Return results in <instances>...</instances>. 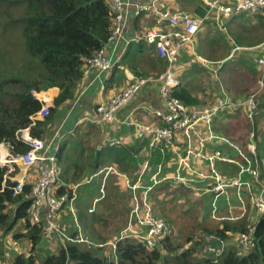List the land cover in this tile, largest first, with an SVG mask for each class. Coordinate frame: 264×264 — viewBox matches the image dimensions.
Listing matches in <instances>:
<instances>
[{
    "label": "trees",
    "instance_id": "obj_1",
    "mask_svg": "<svg viewBox=\"0 0 264 264\" xmlns=\"http://www.w3.org/2000/svg\"><path fill=\"white\" fill-rule=\"evenodd\" d=\"M167 1L169 2V0ZM185 1L187 2L185 5L189 6V0ZM23 3L24 10L18 17L20 31L24 39L25 49L30 57L38 62L40 67L37 66L34 73L29 72L34 66L24 69L27 71L25 75H33V78L29 80L25 76H7L2 71L0 64V142L10 143L11 151L13 152H25L29 149L27 143L18 139L16 131L28 126L31 122L30 115L41 107V102L32 94L31 90L33 88L43 90L54 86L59 87L61 91L54 99L55 106L50 107L51 116L54 117V115H57V112H59L58 107L64 104L67 99L75 96V89L83 78L84 66L87 59L91 58L108 41L113 16L107 0H24ZM185 9L183 10L190 13V15L205 17L203 25L194 35L193 42L185 45L186 48L191 46V49H194L196 52L203 50V53L214 55L212 52L205 50L210 49V46L214 43L228 41L230 45L235 46L240 43L261 42L264 40V11H234L229 16L221 14L220 23L226 27V29H223L217 22L215 11H210L209 13L210 6L203 1L200 4H196V11L188 7H185ZM140 16L141 14L136 17L140 19ZM241 18H247L249 23H240L239 20ZM150 19L155 20L153 14H150ZM234 26H241V31H235ZM142 41H136L130 44L136 43L133 51L129 55L136 57L135 63L146 56L147 58L152 57V50L148 53L144 51V44H146L144 41L146 42V40L143 39ZM261 50L262 48H257L256 50L249 48L237 49L226 60H212L210 59L211 57H205L212 62H203L200 58H192L182 63L180 68L193 70L195 74L192 76L193 79L200 77L206 69L212 70L217 79V91L218 88L226 85L231 86L229 85L230 83H237L239 81L237 80L239 77L238 74L244 75L245 84L243 90H249L250 93H253L259 89L257 80L262 74L261 68L255 64L253 57L255 51ZM2 56L3 51L0 48V57ZM230 61H233V66L225 68L229 65ZM135 63L133 65H136ZM243 66L247 67L246 72H243ZM177 68L179 70V67ZM222 71L223 82L218 77ZM54 91L55 89L45 92L48 94L49 100H51L50 97H52ZM173 93L186 104L191 106L195 105L196 107L212 106L219 98L218 92L215 98L204 105L200 103L205 102L201 99V93L191 91L185 84L174 87ZM196 93H199V96L195 95ZM257 94L258 108L252 119L248 117L246 118L247 121L243 122L239 117L248 111L246 105L242 102H232L224 111L217 113L218 119L227 115L231 117H228L226 119L227 122L220 125L215 120L214 134L216 136L212 137V139L207 137L204 140V142L206 141L205 148L212 150V152L217 149H221L222 152L225 150L227 154L241 161L242 164H247V160L242 152L251 159L254 165L256 164V159L263 157L264 102L261 101L264 98V88L260 91L258 90ZM41 95L43 96L44 92ZM242 98L239 100L242 101ZM233 99L234 101L236 100L235 98ZM137 105L140 104L131 102L123 109H127L128 107L134 108ZM97 106L91 114L96 112ZM132 114L134 117L140 119L138 117V110ZM232 116H235L234 122L231 121ZM47 121H49V117ZM86 121L94 125L93 122ZM100 123L102 122L95 124ZM227 123L233 126V131L229 132ZM47 124L48 122L39 121L36 125H32L30 127L31 134L45 137L49 131ZM158 124L165 125V122L160 119ZM204 129L205 126L203 125L201 132ZM215 129H221V131L217 133ZM178 133L179 131L175 130V137ZM252 133L253 136L251 135ZM214 138L231 140L238 147L226 146V144L219 147V142L214 141ZM85 139L87 138L85 137ZM198 139L195 141L197 145H200ZM151 141L152 137L146 136L145 138L137 139L132 144L123 142L119 145H111L109 142H104L102 149L97 154L93 143L88 142L85 145L83 140H80L78 143V148L81 149L79 154L77 156H71V163L64 170L61 168L57 192L59 194L67 192L69 198L73 197L74 193L71 186L76 184L80 179L85 178L87 176L86 174L90 173V171H86L87 167L84 166L86 162L84 164L81 163L82 159H92L94 163L93 165L90 163V166L93 173L105 167L104 165V167L99 169L98 164L100 162L111 163L114 166V170L110 173L116 177L115 185H124L127 179L126 176H128L127 173L132 177L131 182L135 183L146 164L147 166L148 164L160 166L162 171L158 173V180L160 182L159 186L161 187L160 193L162 194V200H168V198H165L166 191L171 195L168 197L174 196L172 191L173 187L169 186V183L166 182L169 180L181 182L180 189L188 192L186 184H182L184 182L175 177L177 174V159L173 158L174 150L172 146L174 145V141L168 143L166 141H158L154 145L150 144ZM251 143L255 144L256 153L249 148V144ZM176 144L182 148L187 144V139L180 136ZM67 146L68 140H64L59 154L60 158H64L66 161L69 160L68 156L65 155ZM239 146L246 150H242ZM67 150L69 149L67 148ZM143 150L146 151L139 160L138 155ZM181 153L185 155L186 149H182ZM172 161L174 164L170 166L169 162ZM111 164H108V166ZM207 164L208 174H212L213 171L209 161ZM199 167L200 164L197 168ZM200 168H203V166ZM214 168L218 170L220 175L230 177L237 175L241 166L235 162H226L222 159L215 158ZM67 169L70 170L67 171ZM260 169H263L262 175L264 176V168L261 166ZM5 172L6 167L0 165V264H2V258L5 256L4 249L6 247L11 248L9 245L19 244L22 240L29 243L30 251L24 252L19 250L12 264H161L160 262L163 260V264H264V214H258L257 212L258 217L250 220L248 217L249 213L246 212L237 219L228 218L225 221H216L213 227L204 226L202 228L204 234L200 238H196L193 241L194 234H190L187 239V242L191 241L189 246L185 247L178 243L177 247H175L171 239L172 225L170 220L166 216V218L163 217L164 214H156L153 204V212L157 216L163 217L168 224L166 235L162 239H159L155 246H149L146 240L136 236L119 239L118 232L113 236L114 240L109 241H117L115 254L117 259L109 257L111 247L109 253L105 249L102 250L104 247L101 243L106 238L97 239L95 237L94 240L96 242H93L96 244V247L94 248L92 246L82 245L85 242L68 241L66 248L59 244L56 249L52 250L39 261L36 255L37 246L42 242H47L53 246L54 242L45 238L42 226L33 223L28 215L27 208L31 202L29 197L31 185L29 183L25 184L21 192L14 194L12 186L15 184V181L8 179L6 185L3 186ZM185 175L190 176L191 174L190 172H186ZM197 178L198 184L196 190H203L204 184L200 183L201 178L205 179L207 177L198 176ZM107 179L109 178L107 177L105 179L106 182ZM210 180L212 181L209 184L211 188L215 180L212 178ZM109 182L108 180V185ZM150 183L154 187L158 182H156L155 178H151ZM257 185L260 187L259 184ZM191 192H193L190 197L192 202L198 203L201 201L203 195L198 196L193 190ZM243 193H247V190L244 189ZM212 194L215 196V193L212 192ZM110 195L113 194L110 192ZM149 195H151V190ZM79 199H81L78 203L79 217L80 219H86L88 217V201L91 203L92 198L87 201L86 198L79 195ZM217 200L219 201V199ZM230 201L231 199L225 200V203ZM246 202V206L250 207V212L254 211L251 209L254 205L250 199L247 198ZM209 206L210 213L213 209L212 202ZM221 208L224 207L222 206ZM101 214L102 212L100 211L97 214L94 213V218L97 219ZM216 214L231 215L233 212L227 207L225 214H221L219 211H216ZM17 223L22 224L21 229L16 228ZM250 226H254L253 243L243 248L237 240L233 241V234L237 232H249ZM195 235H197V232ZM207 235H212L211 239H208ZM222 240H224V246L221 250L210 251L208 249L209 245L219 248ZM179 250L180 252L183 251L180 255L178 254Z\"/></svg>",
    "mask_w": 264,
    "mask_h": 264
},
{
    "label": "built area",
    "instance_id": "obj_2",
    "mask_svg": "<svg viewBox=\"0 0 264 264\" xmlns=\"http://www.w3.org/2000/svg\"><path fill=\"white\" fill-rule=\"evenodd\" d=\"M203 1L210 6L209 13L210 11H215L217 22L223 29H226V27L220 23L221 14L229 16L234 11H264V0ZM107 3L113 13L111 33L106 44L96 51L91 58L87 59L84 67V74L87 75L90 68H95L99 72L112 71L119 65L117 62L124 55L119 54L114 59L113 56L116 49L121 44L123 48H127L132 42L143 39L149 44L154 45L158 56L166 60L167 66L162 72L157 74L143 72L136 74L130 73V75H128V82L122 88L110 96L107 101L99 103L93 115L83 116L82 119H89L102 123L117 120L118 112L123 110V108L132 101L142 86L149 82H159V95L161 102L164 104V109H149L153 110V114H155L156 117L164 120L165 125L152 124L141 121L136 117L133 118L131 112L128 111L129 114L127 113L128 115L124 117L125 123L132 129L134 139L151 136V145H154L158 141L171 142L175 137V130H177L187 135L188 143L191 145V140H193L194 137H196V139L199 138V143L203 144L207 137L212 138L216 136L211 134V131L205 133V129L201 132V127L207 125L210 130V122L213 117L219 111H224L227 106L232 103L230 97H220L212 106L196 107L186 104L173 93V88L179 83L177 67L181 61V50L185 45L193 42L194 35L203 25L205 17L190 15V13L181 8L173 9L170 7L167 0H107ZM127 6L133 7V15L135 17L143 13L153 14L155 17L153 24L145 27L141 31L135 32L130 37L125 36L127 21L125 9ZM110 40L114 42L112 52L106 47ZM240 46L242 45L233 47L225 59H229ZM244 48L254 50L262 48L261 51H255L253 57L255 64L262 70V74L257 80L259 84L258 90L260 91L264 88V41L245 46ZM192 55L194 58H200L203 62L211 61L198 53ZM84 86L85 88L87 87L86 82ZM48 90L49 89L32 90V94L41 102V107L30 115L31 122L28 126L16 131L18 139L27 143L29 149L25 152H13L11 151L10 143L4 141L0 142V150L2 151L3 157V159L0 160V165L6 167L3 186L6 185L8 179L15 181V184L12 186L14 194L21 192L25 184L29 183L31 185L29 192L31 202L27 208L29 217L33 223L42 226L45 238L49 241L59 243L66 248L69 240L73 242H83L84 238L82 234L77 237L75 233L74 236L67 233L63 221L60 219L65 206L69 204L70 200L72 205H74V200L76 199L75 192L72 198L68 197L67 192L60 194L57 192L61 174L59 157V149L61 147L60 136H56L57 131L48 138L35 136L30 132V127L36 125L37 122H48L47 119L50 115L51 104L45 96L41 95V93L47 92ZM257 91L251 93V95L242 102L246 105L248 110L246 118L249 117L252 119L256 113L258 108ZM251 135L253 136V133ZM123 141L124 137L116 136L111 139L109 143L111 145H119L123 143ZM249 148L256 153L254 143L249 144ZM242 154L246 158L247 164L241 163L238 174L230 177L220 175L218 170L214 168V160L218 158L233 162L234 160L232 157H229L230 159H225L227 155L222 154L218 149L212 154L203 155L212 167L213 172L210 174V177L215 180L214 185L210 188V191L215 193L213 202L225 192L224 187H232L236 188L239 199H241V196L250 199L254 207H256L258 214H264V176L262 175L263 169H260L261 166L264 168V155L261 159H256V164L254 165L251 159L246 157L247 155H245V153L242 152ZM183 157L187 158V160H183L184 163H186L189 157L188 155H184ZM15 167L20 170V176L15 175L17 173ZM108 168H110V170L112 169L111 166ZM240 172L243 173L241 174ZM106 175L107 173H105L104 177ZM175 177L182 182L184 181L179 172H177ZM202 177H207V175ZM257 184H259L260 187ZM244 189L247 190V193H243ZM217 195L219 196L216 197ZM140 198H142V196H140ZM226 199L228 200L229 198ZM142 209L145 210L141 212V207L136 204V208L131 214L128 225L119 232V239L136 236L146 240L148 245L153 247L159 239H162L166 235L168 224L163 217L152 213L150 208L143 206ZM90 211H93V209H90ZM231 215L232 217L230 219H237L234 214ZM241 216L242 215H240V217ZM134 226L138 227L135 228ZM238 235L239 236L236 235V239L240 246H243V248L250 246L253 243L254 226L249 227V232H242ZM211 236L212 235H209V237L207 236L208 239H211ZM110 244L113 245L112 249L114 252L113 254H109V257L117 259L115 255L117 241H111ZM210 246L213 245H209L208 248ZM223 246L224 245L221 244L219 248L216 246L210 247V250H221Z\"/></svg>",
    "mask_w": 264,
    "mask_h": 264
},
{
    "label": "rangeland",
    "instance_id": "obj_3",
    "mask_svg": "<svg viewBox=\"0 0 264 264\" xmlns=\"http://www.w3.org/2000/svg\"><path fill=\"white\" fill-rule=\"evenodd\" d=\"M24 0H0V48L3 51V56L0 57V64L2 71L7 76H25L26 79H32L33 75L27 74V71L24 70L28 67H33L32 70L29 72L34 73L36 70V67L39 66L38 62L30 57L27 50L24 46V39L22 36V33L20 31V22L18 20V17L22 14L24 10ZM240 23L247 24L249 23L247 18H241ZM241 26H234V30L239 32L241 31ZM254 33H256L254 31ZM253 35V34H251ZM248 35V36H251ZM231 47H229L230 49ZM200 53V51H199ZM221 55V54H218ZM244 65V64H243ZM233 66V61H230L229 65L225 68H229ZM40 67V66H39ZM42 67V66H41ZM42 69V68H41ZM224 70V69H223ZM243 72L247 70L246 66L242 67ZM36 74V73H35ZM237 82L238 85L244 86L245 80L244 75L238 74ZM219 79L223 82V71L219 74ZM190 87L198 92L201 93V99L205 102H200L205 105V103H209L208 101L215 98L217 92V79L214 76V72L212 70H204L200 77L194 78V81L191 82ZM225 88V87H224ZM233 91H236L237 88L235 86H232ZM35 89V88H33ZM32 89V90H33ZM226 89V88H225ZM31 90V92H32ZM38 90V89H35ZM44 90V89H43ZM239 91V90H238ZM253 91V89H252ZM239 95H243L242 92L239 91ZM245 94V93H244ZM246 95V94H245ZM261 102H264V98ZM205 107V106H202ZM123 113V112H118ZM129 112H125V116H127ZM132 117L133 114L131 113ZM231 117L229 115L223 116L221 118L216 119L217 124H223L227 122V118ZM235 116H232V122L235 121ZM242 121H247L244 114L242 116H239ZM52 116L50 114L49 121H51ZM239 119V120H241ZM88 121L83 120L80 122L75 131L72 135H70V139L68 140V146L66 147V153L65 155L68 156L69 160L66 161L64 158H60V165L62 170H64L70 163H71V156H77L80 152L79 147V141L83 140L84 144L90 142L93 143L95 146V149L100 150L102 147H100L101 141L98 139H93V133H100L104 124H94L91 125L90 123H87ZM229 126V132L233 131L234 128L230 123H227ZM80 126V127H79ZM53 130V129H52ZM215 131H221V129H215ZM87 132V133H86ZM51 133V132H50ZM47 134V135H50ZM86 133V134H85ZM192 134V133H190ZM219 135V134H218ZM85 137L87 139H85ZM202 139V138H201ZM219 142V147H222L226 144V146H235L238 147L237 144L231 140H220L215 139L214 141ZM194 140H191V145L187 144L184 145V147H179L177 145H173V158L177 159V172L180 173L181 177H183L182 184H187L186 189L188 191H195V194L198 196L203 195L200 189H197V177L198 176H205L207 175L206 180H210V174H208V169L205 167L200 168L202 165L200 162L202 161V164L205 165L207 162L204 160V156H199V160L196 157V151L195 148L197 145V142H193ZM203 141V139H202ZM85 144V145H86ZM172 145V144H171ZM240 147V146H239ZM67 148L69 150H67ZM242 150H246L243 147H240ZM182 149H186V154L189 157V160L184 163L183 160H187L186 157H183L184 155L181 153ZM221 151V149H218ZM224 150V149H223ZM146 150H143L138 156L139 160L143 156L144 152ZM222 154H226L227 157L225 159H230L231 155L227 154V152L224 150V152L221 151ZM88 154V153H86ZM248 157V156H246ZM203 159V160H202ZM236 164L240 165L242 162L232 158ZM84 166L87 167L86 171H90L89 174H86L85 178L80 179L76 184L71 186V189L73 193L75 192L76 199L74 200V205H72V202L70 200L69 204H67L64 208L63 213L60 216V219L63 221L65 230L67 233L72 234L75 233L77 237L80 236V234L83 235L85 243L82 245L84 246H92V248L96 247V242L94 239L95 237L97 239L106 238L103 239L104 241L101 243L103 245V249H105L106 252H110V247H113L112 244L108 243L110 240H114L113 236L117 234L127 223V219L129 217V214H132L133 210L136 208V204H138L141 207V212H143L145 209H142L143 206L146 208H150V210L155 213H161L162 211L164 215L170 220L172 225V231H171V239L174 242V246L177 247V244L180 243L183 246H189L191 244L190 242H187L188 237L190 234H194V239L200 238L203 236L204 231L202 228L204 226L206 227H213L216 224V221L221 222L222 220H227L228 218H231L232 215H217L216 211H219L221 214L226 213V209L233 212L235 215V218H240V215H244L246 212L249 213V218L256 219L258 217L256 207H252L251 209L254 210L250 212V207L245 206L246 197L241 196V199H238L235 205H233L234 202H228L225 203L226 198H230L231 195V189L235 190L236 188L232 187H224L225 192L221 194V197L219 198V201L212 202L213 211L209 213L210 206L207 204V199L201 200L198 203H194L190 200L191 193L180 189L173 192L175 196H171L166 191V197L168 200L164 201L161 198L160 189L161 187L160 182L158 180V172L162 171V168L155 165L147 164L145 165V168L143 171L139 174L138 180L133 183L131 182V176L129 173L127 175L128 177L126 179V183L124 185H115V179L116 177L114 175H109L110 181L109 185L105 181L106 176L103 175L105 173H110V166H108L109 163H103L100 162L98 165H101L103 167L104 165L107 167H104L101 169V171H98L96 173H93L91 170L90 163L93 165L92 159L86 160L82 159L81 163L84 164ZM226 162H232V161H226ZM107 164V165H106ZM174 162H169V165L172 166ZM200 164V167L197 168V166ZM16 169V170H15ZM15 171L17 172L15 175L20 176V170L15 167ZM199 169V171H198ZM70 169H67V171ZM160 171V172H161ZM190 172V176H186L185 173ZM241 174L243 172H240ZM149 175V179L155 178L156 183L153 187L151 183L147 181L146 175ZM152 175V176H151ZM145 176V177H144ZM151 176V177H150ZM209 177V178H208ZM204 178H201L202 180H205ZM124 180V179H123ZM135 186V187H134ZM138 186V187H137ZM109 187V188H108ZM151 190V195H149V192ZM97 192V194H96ZM100 192V193H99ZM110 192L113 195H110ZM81 193V194H79ZM94 194L96 198L92 201V204L88 201L87 196L89 194ZM140 194H142V198H140ZM79 195L86 198L88 201V208L87 209V215L86 219L79 217V208L78 203L81 199H79ZM211 195V194H209ZM217 195L216 197H218ZM97 199L100 200L98 203L95 201ZM152 200V201H151ZM86 202V201H85ZM97 202V203H96ZM85 206V205H84ZM224 208H221V207ZM90 209H93V211H90ZM160 210V211H159ZM102 212L100 217H97V219L94 218V213ZM154 213V214H155ZM162 214V213H161ZM206 214H208L206 216ZM17 229L22 228L21 223L16 224ZM197 232V235L195 233ZM239 232L233 234V241L237 240L236 235H238ZM209 237V235H207ZM8 240V239H7ZM94 241V242H93ZM19 242V241H18ZM53 242V241H52ZM187 242V244H186ZM222 245H224V240L221 241ZM244 244V243H243ZM59 244L54 242L53 246L51 244H48L47 242H42L37 246L36 255L37 259L40 261L42 260L47 254H49L52 250L56 249V247ZM11 248L6 247L5 250V256L2 258V264H12L15 255L18 253L19 250L21 251H30V245L29 243L24 242V240L19 242V244L16 245H9ZM214 247V246H210ZM210 247L208 248L210 250ZM51 249V250H50ZM57 251V250H56ZM211 251V250H210ZM183 252V251H182ZM182 252L180 250L178 251V254L180 255ZM28 254V253H27ZM161 264L164 263V260L160 262Z\"/></svg>",
    "mask_w": 264,
    "mask_h": 264
},
{
    "label": "crops",
    "instance_id": "obj_4",
    "mask_svg": "<svg viewBox=\"0 0 264 264\" xmlns=\"http://www.w3.org/2000/svg\"><path fill=\"white\" fill-rule=\"evenodd\" d=\"M202 1L203 0H189V2H188L189 6H186L185 3H187V2L185 0H169V5L173 9H175V8L185 9V7H188V8L193 9L194 11H196V4H200V3H202ZM125 17L127 19L126 26H125V36H127V37L132 36L135 32L143 30L147 26H151L154 22V20L150 19V14H148V13L141 15L140 19H139V17L138 18L135 17L133 15V7L132 6H127V8L125 9ZM140 41H142V40H140ZM263 41H261V42H263ZM144 43H146V44H144V51L145 52L148 53L150 50H152V57L151 58H147V56H146V57L140 59L137 63H135L136 57L129 56V55L133 51V48H134L136 43L130 45L127 48H123V45L121 44L116 49L113 58L115 59L119 54H121V55L124 54V55L122 56V58H120L118 60L117 63L119 65L116 66L112 71L99 72L95 68H90L88 74L87 75L84 74L83 78L78 83V85L75 89V96L73 98L67 99L64 104L60 105V107H58V111H59V112H57L58 114L54 115V117H52L51 121H48L47 125H48L49 131L47 134H49L50 132L51 133H50V135H46L45 138L50 137L51 135H53L57 131L56 136H58V137L60 136V144L61 145H62V142L64 140L70 139V135L73 134V132L75 131V129L77 127L76 126L77 120L81 116L83 117L86 115H93L91 113L95 110L97 104L101 103L102 101H107L110 98V96H112L116 91H118L120 88H122L128 82V75H130V73L136 74L139 72H141V73L143 72V73L155 74V73L162 72L167 66L166 60H163L158 56L154 45L149 44L147 41L146 42L144 41ZM257 43H260V42L240 43V44H236L235 46L242 45L239 47V49H241V48L243 49L245 46H250L253 44H257ZM113 46H114V42L112 40H110L109 43L106 45V47L108 48V50L110 52H112ZM235 46L230 45V43L228 41L223 42V43H214L210 46V49H205L208 52H212L214 55H211L208 53H203V50L200 51V53L198 51L196 52L194 49L193 50L191 49V46H189L188 48L184 47L181 50V58H180L181 61L179 62V66H178L179 67V70H178L179 83L177 85L185 84L191 91L198 92V91H195L194 89H192L190 87L191 82L194 81V79L192 78V76L195 75L193 73V70H191L189 68L188 69L187 68H180L182 63L189 61L190 59L194 58L192 54H196V53L200 54L203 57H211L210 59H212V60H223V59L227 58L228 54L231 52L232 48ZM229 47H231V48L229 49ZM218 54H221V55H218ZM133 63H135L136 65H133ZM183 74H185V75L182 76ZM85 82L87 83L86 88L84 86ZM229 85H231V86H227V85L224 86L226 89L224 87L218 88V92H219L218 97L219 98L227 96L228 98L230 97L231 102H243L249 95H251L249 90H247V91L243 90L244 86H240L237 83H230ZM159 86H160L159 82H149V83L145 84L144 86H142V88L139 90V92L135 95V97L131 101V102H137V104H140V105H137L134 108L128 107L127 109H123V110L119 111V112H123V113H118V119L117 120H114L111 122L100 123V124H104L101 132L100 133H94V135L92 134L93 139H97V140L99 139L101 141V143L99 145L100 147L103 146L104 142H109L111 139H113L116 136L124 137V141H123L124 143L132 144V143L137 141V139H134V136L132 135V129L125 123L124 117H126V116L124 113L126 111L133 113L134 111L138 110L139 111L138 117L140 118L141 121L149 122L152 124H158L160 119L158 117H156V115L153 114V110H150V109H157V108L164 109V104L161 102L160 95H159ZM232 86H235L237 88V90L234 91L233 93H232V91H233ZM48 89L49 90L55 89L52 97H50L51 100H49V96L45 92H44L43 96H45V98H47V100L50 102L51 106H55L54 99L60 93L61 89L57 86L50 87ZM238 90L240 92H242V94H243L242 96L238 94L239 93ZM199 93H196L195 95L199 96L198 95ZM248 93H250V94H248ZM253 93H255V92H253ZM233 98H235L236 100L234 101ZM240 98H242V101L239 100ZM257 102H258V99H257ZM193 106H195V105H193ZM206 106H209V105H206ZM244 115L247 116V113H245ZM216 118H217V114L213 117V119L210 122V130L208 129L207 125L205 126V133L211 131L210 133L214 134V125H215ZM84 120H89V119H84ZM89 121L93 122V124L99 123L98 121H94V120H89ZM181 133L182 132H179L176 135V137L172 140V141H174L175 145H177L176 143H177V140L180 138V136H183L184 139H187V141H188L187 135L185 133H183V134H181ZM209 139H212V138H209ZM193 140L195 141L196 137H194ZM166 143H168V142H166ZM205 144H206V141L203 144L197 145L195 147L197 149V151H196L197 153H196L195 158H197L198 160L200 159L199 156H203V155L213 153L212 150L205 148V146H206ZM99 151L100 150L95 149V152L97 154L99 153ZM59 154H60V149H59ZM204 160H206V162H208L207 159H204ZM109 164H111V163H109ZM200 164L203 167H205L206 169H208L207 163L205 165H203L202 161H201ZM100 166L101 165H98L99 169L102 168ZM109 166L112 167L111 170H114V168H113L114 166L112 164ZM105 167H107V166H105ZM176 169H177V167H176ZM110 174L111 173L107 174L106 178L109 177ZM126 178H128V176H126ZM147 181L149 183L151 182L148 174H147ZM166 182L169 183V186L173 187V190H172L173 192L179 190V187H181V184H180L181 182H179L177 180H169ZM202 182L204 183V189L205 190L204 189L201 190V192L203 193L201 200H205V198H208L207 204H206L208 206L214 200V196H213L212 192H210V187H209V184L212 181L205 179ZM231 191L232 192H231L229 199H231V202L236 203L237 200L239 199L237 196L236 189L235 190L231 189ZM188 192L191 193L190 195H192V193H193L191 191H188ZM96 194H97V192H96ZM209 194H211V195H209ZM220 197H221V195L218 197V199ZM87 198L88 199L92 198L91 199V204H92V201L94 200V198H96V196L94 194L92 195V193H91L87 196ZM97 202L99 203L100 200H98ZM89 208H91V207H89ZM160 212L162 214H164L162 211H160ZM163 217H165V215ZM130 219H131V214H129L126 225H128ZM124 227H126V226H124ZM134 227L137 228L138 226H134ZM113 252H110V253L112 254Z\"/></svg>",
    "mask_w": 264,
    "mask_h": 264
},
{
    "label": "clouds",
    "instance_id": "obj_5",
    "mask_svg": "<svg viewBox=\"0 0 264 264\" xmlns=\"http://www.w3.org/2000/svg\"><path fill=\"white\" fill-rule=\"evenodd\" d=\"M226 60V59H225ZM85 67V66H84ZM223 88V87H222ZM44 90H47V89H44ZM80 119V120H79ZM78 120H77V123H76V126L82 121V120H84V119H82V116L79 118ZM101 171V170H100ZM112 170H110V172H111ZM73 236H74V234H73ZM70 241V240H69ZM73 242V241H72ZM108 243H110V242H108ZM59 244V243H58ZM111 252H113V249H112V247H111ZM115 253H116V251H115ZM111 254V253H110ZM113 254V253H112Z\"/></svg>",
    "mask_w": 264,
    "mask_h": 264
},
{
    "label": "bare ground",
    "instance_id": "obj_6",
    "mask_svg": "<svg viewBox=\"0 0 264 264\" xmlns=\"http://www.w3.org/2000/svg\"><path fill=\"white\" fill-rule=\"evenodd\" d=\"M3 157H2V151L0 150V160H2Z\"/></svg>",
    "mask_w": 264,
    "mask_h": 264
}]
</instances>
